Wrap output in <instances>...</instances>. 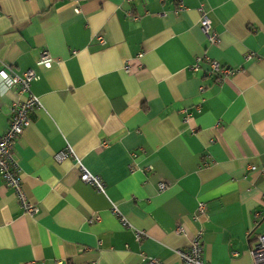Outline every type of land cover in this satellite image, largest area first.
<instances>
[{
    "label": "crops",
    "instance_id": "0c3cea01",
    "mask_svg": "<svg viewBox=\"0 0 264 264\" xmlns=\"http://www.w3.org/2000/svg\"><path fill=\"white\" fill-rule=\"evenodd\" d=\"M205 58L238 71L217 82ZM26 70L39 105L12 153L37 211L0 176V264H184L175 250L197 231L207 264H253L264 233V174L248 169L264 166V0H0V72ZM17 99L0 78V136Z\"/></svg>",
    "mask_w": 264,
    "mask_h": 264
},
{
    "label": "built area",
    "instance_id": "2783aa9c",
    "mask_svg": "<svg viewBox=\"0 0 264 264\" xmlns=\"http://www.w3.org/2000/svg\"><path fill=\"white\" fill-rule=\"evenodd\" d=\"M181 3L179 7H181ZM200 27L207 40L211 44H217L219 42V37L215 29H213L211 22L206 14H203L200 18ZM99 42L104 43L105 40L102 37L98 38ZM251 54H247L245 59H250ZM48 52H42L41 62H49ZM207 63V69L205 70L208 75L216 74V81L220 82L227 76L234 75L238 70L231 69L229 67L222 66L216 60H210L205 58ZM193 70H197L198 66L193 64L191 67ZM34 77V72L32 70H26L22 73L11 72L5 74L0 72L1 81L6 86H15L19 99H17L11 106V114L9 119V124L6 131L0 136V176L4 180L5 184L12 189L13 194L17 198V201L22 208V210L28 214H34L37 211L36 206L27 198L25 191L22 186V181L20 178L17 163L14 159L12 148L19 136L22 134L24 128L29 125L30 119L29 115L35 107L39 105V100L37 96L31 93L30 85ZM202 89V88H200ZM187 118V116H186ZM185 118V119H186ZM105 145V144H103ZM71 153L70 148H66L65 151L59 152L55 158L60 161ZM80 175L79 178L92 185L98 191L103 192L105 190V184L103 180L94 174H91L82 164L79 163ZM248 169L253 172H258L264 174V166L248 165ZM167 187L164 181L158 183L159 190H163ZM261 204L264 207V193L261 196ZM206 204L204 201H199L197 206V216H201L206 212ZM112 213L117 215L122 224H127V219L125 216L119 212L117 207L111 209ZM182 229L178 227L176 233H181ZM136 239L140 240L144 238L145 232L142 230H136ZM201 231H197L190 244L187 247L177 248L175 253L179 256L180 260L184 264H207L203 258V246L200 241ZM258 242L253 249L250 250L253 264H264V233L258 235ZM236 255V252H232ZM26 264H34L33 261L27 262ZM147 264H161L154 257H149Z\"/></svg>",
    "mask_w": 264,
    "mask_h": 264
}]
</instances>
